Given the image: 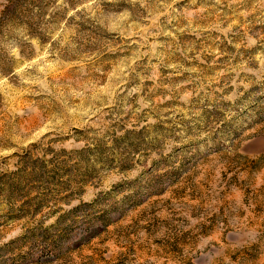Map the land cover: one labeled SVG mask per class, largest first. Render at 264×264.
<instances>
[{
	"label": "rangeland",
	"instance_id": "obj_1",
	"mask_svg": "<svg viewBox=\"0 0 264 264\" xmlns=\"http://www.w3.org/2000/svg\"><path fill=\"white\" fill-rule=\"evenodd\" d=\"M0 264H264V0H0Z\"/></svg>",
	"mask_w": 264,
	"mask_h": 264
}]
</instances>
